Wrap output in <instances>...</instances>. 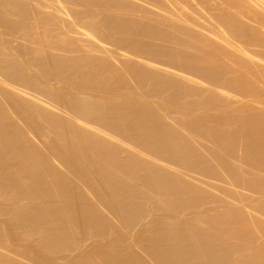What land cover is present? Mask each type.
Returning a JSON list of instances; mask_svg holds the SVG:
<instances>
[{"label":"bare ground","instance_id":"1","mask_svg":"<svg viewBox=\"0 0 264 264\" xmlns=\"http://www.w3.org/2000/svg\"><path fill=\"white\" fill-rule=\"evenodd\" d=\"M0 264H264V0H0Z\"/></svg>","mask_w":264,"mask_h":264}]
</instances>
